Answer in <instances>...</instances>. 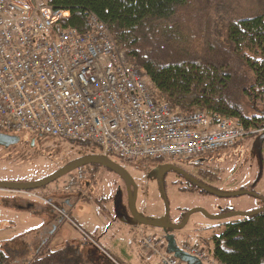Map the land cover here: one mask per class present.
I'll return each instance as SVG.
<instances>
[{
    "label": "rangeland",
    "instance_id": "374dc122",
    "mask_svg": "<svg viewBox=\"0 0 264 264\" xmlns=\"http://www.w3.org/2000/svg\"><path fill=\"white\" fill-rule=\"evenodd\" d=\"M258 9L250 0H211L206 17L208 31L221 42L229 16L249 15L251 11H261L264 15V8ZM184 28L196 33L195 25L186 23ZM262 129L253 128L234 146L196 159L125 162L108 158L116 160L134 181L136 211L147 219H166L178 224L193 209H202L209 215H218L226 208L232 212H250L258 209L264 198ZM12 134L11 143H0V182H37L81 155L75 146L58 137ZM83 167L85 179L70 191L64 190V184L71 172L30 191L0 188V250L9 256L10 263L25 264L49 240V250L72 249L69 264H160L158 255L144 250L139 241L143 234L157 240L163 236L161 243L169 253L167 234L162 228L134 220L121 176L101 164ZM203 169L209 172L199 175L197 172ZM190 176L214 193L203 195L197 189L188 190ZM48 197L57 205L48 204ZM65 197L71 203L66 207L67 212L62 208ZM94 199L100 200L103 211L96 207ZM58 209L64 210L68 218H63ZM227 219H211L194 211L182 228L169 235L177 247L184 240L196 241L206 251L210 236L221 233L222 223ZM122 247L129 250L130 259L120 255L118 251ZM178 257L183 264L196 263L189 255L182 253Z\"/></svg>",
    "mask_w": 264,
    "mask_h": 264
},
{
    "label": "built area",
    "instance_id": "2783aa9c",
    "mask_svg": "<svg viewBox=\"0 0 264 264\" xmlns=\"http://www.w3.org/2000/svg\"><path fill=\"white\" fill-rule=\"evenodd\" d=\"M68 16L48 0H0L4 132L89 141L103 156L132 162L201 158L234 146L251 132L237 119L212 121L200 109H172L154 95L144 70L128 62L103 20L90 12L89 29L79 32L63 25ZM84 179V167L74 169L64 190ZM161 238L143 234L139 244L158 255L160 264H183L165 252ZM177 249L199 262L220 264L198 242L183 241Z\"/></svg>",
    "mask_w": 264,
    "mask_h": 264
},
{
    "label": "trees",
    "instance_id": "16d2710c",
    "mask_svg": "<svg viewBox=\"0 0 264 264\" xmlns=\"http://www.w3.org/2000/svg\"><path fill=\"white\" fill-rule=\"evenodd\" d=\"M48 1L67 10L69 16L63 25L79 32L89 29L87 16L95 13L108 25L128 62L144 70L154 95L172 109L179 112L200 109L212 121L220 117L233 118L241 121L247 130L264 128V15L261 11L229 16L220 42L212 37L206 25L211 0ZM250 1L260 8L258 10L264 8L261 0ZM186 23L191 27L195 25L196 33L191 34L184 28ZM64 141L77 148L81 154L78 158L101 155L100 149L89 141ZM165 159L154 157L151 160ZM208 172L203 169L197 173L204 176ZM190 183L188 190L211 194L196 182L190 180ZM93 202L100 211L104 210L100 200ZM263 206L264 201H261L259 208ZM225 212L230 210L220 211ZM182 220L183 216L179 222ZM222 225L223 231L212 234L205 247L214 261L264 264V209L247 216L229 217ZM48 243L46 240L25 264H69L72 249L49 250ZM0 264H11L2 250Z\"/></svg>",
    "mask_w": 264,
    "mask_h": 264
},
{
    "label": "water",
    "instance_id": "95a60500",
    "mask_svg": "<svg viewBox=\"0 0 264 264\" xmlns=\"http://www.w3.org/2000/svg\"><path fill=\"white\" fill-rule=\"evenodd\" d=\"M262 137H264V134L262 135ZM13 140H14V136H12V135L9 136V135L0 134V143H2V144H5V145L9 144ZM90 163H98V164H101L103 166H106L107 168L113 170L115 173H117L118 175L121 176V178L124 180L126 190L128 193L129 210L132 213L134 220L137 221L139 224H142V225L154 226V227L163 228V229L168 228V229H172V230H178V229L182 228L187 223L189 216L194 211H200L205 216H207L208 218H211V219H225V218L234 217V216H247L251 213H254V212H257V211L264 209V206H263L261 208H258L256 210H253L250 212H232V211H230V212L220 213L218 215H209L202 209H193V210H189L188 212H186L183 220L178 224L171 223L170 220H166V219L160 220V221H154L151 219H147V218L139 215L136 211V208H135L136 185H135L134 181L132 180V178L128 175V173L121 166H119L117 163H115L114 161L110 160L108 157L103 156V155H90V156L78 158V159L70 162L69 164L63 166L62 168H60L59 170H57L55 173L51 174L50 176H48L42 180H39L37 182H31V183L0 182V188L7 189L10 191H30L33 189L40 188V187L56 180L57 178L61 177L62 175L68 174L69 172L73 171L74 169H76L78 167H83L84 165L90 164ZM191 180L192 181L194 180L193 182H196V180L193 177H191ZM198 185L201 188L206 189L203 186H201L200 184H198ZM206 190L211 192V193H214L208 189H206ZM262 201H264V198H262ZM167 238L169 239L170 252H173L175 254V256L178 257L183 252H180L177 249V246L174 243L173 236L168 234ZM183 254H186V253H183ZM186 255H188V254H186ZM190 257H192V256H190Z\"/></svg>",
    "mask_w": 264,
    "mask_h": 264
},
{
    "label": "crops",
    "instance_id": "0c3cea01",
    "mask_svg": "<svg viewBox=\"0 0 264 264\" xmlns=\"http://www.w3.org/2000/svg\"><path fill=\"white\" fill-rule=\"evenodd\" d=\"M47 200H48V202H50V205L52 204V205H57L54 201H53V198H47ZM71 206V203H70V200L67 198V197H65L64 198V200H63V204H62V208L66 211V207H70ZM50 207V206H49ZM51 209H52V207H50ZM52 211V210H51ZM67 212V211H66ZM59 220V219H58ZM161 220H164V219H161ZM60 222V221H59ZM55 229H56V226H55ZM165 232V231H164ZM166 234H170V233H167V232H165ZM164 233V234H165ZM49 234H52L51 232L49 233ZM95 246H97V244L95 243ZM98 247V249H100V247L99 246H97ZM165 249H167V246L165 247ZM128 251V252H127ZM126 251V249H125V247H122L118 252L120 253V255H122V257H124V258H128V259H130V254H129V250H127ZM169 252H170V248H169ZM188 264H191L190 262L188 263ZM194 264H201L200 262H197L196 261V263H194Z\"/></svg>",
    "mask_w": 264,
    "mask_h": 264
},
{
    "label": "flooded vegetation",
    "instance_id": "af4514ba",
    "mask_svg": "<svg viewBox=\"0 0 264 264\" xmlns=\"http://www.w3.org/2000/svg\"><path fill=\"white\" fill-rule=\"evenodd\" d=\"M0 134H3V135H9V136H13V134H9V133H6V132H4V131H2V130H0ZM120 176V175H119ZM133 190V189H132Z\"/></svg>",
    "mask_w": 264,
    "mask_h": 264
},
{
    "label": "bare ground",
    "instance_id": "6f19581e",
    "mask_svg": "<svg viewBox=\"0 0 264 264\" xmlns=\"http://www.w3.org/2000/svg\"><path fill=\"white\" fill-rule=\"evenodd\" d=\"M209 155V154H208ZM165 232H167V233H170V232H168V231H165ZM184 241H186V240H184ZM183 242V241H182ZM196 242V241H195Z\"/></svg>",
    "mask_w": 264,
    "mask_h": 264
}]
</instances>
